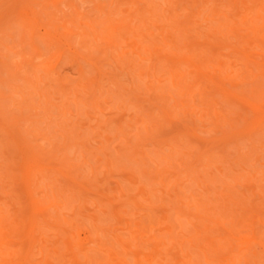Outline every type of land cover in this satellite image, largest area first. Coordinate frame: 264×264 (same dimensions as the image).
I'll list each match as a JSON object with an SVG mask.
<instances>
[{
  "label": "rangeland",
  "instance_id": "374dc122",
  "mask_svg": "<svg viewBox=\"0 0 264 264\" xmlns=\"http://www.w3.org/2000/svg\"><path fill=\"white\" fill-rule=\"evenodd\" d=\"M0 264H264V0H0Z\"/></svg>",
  "mask_w": 264,
  "mask_h": 264
}]
</instances>
